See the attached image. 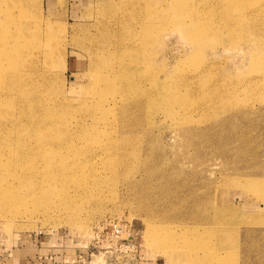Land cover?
Masks as SVG:
<instances>
[{"label": "rangeland", "instance_id": "374dc122", "mask_svg": "<svg viewBox=\"0 0 264 264\" xmlns=\"http://www.w3.org/2000/svg\"><path fill=\"white\" fill-rule=\"evenodd\" d=\"M29 1L33 15L52 20L49 31L57 37L58 54L53 79L70 99L59 103L58 109L71 118L101 115L93 103L81 102L87 93L104 92L106 81L84 87L96 81L95 52L94 45H80L97 32L101 10L126 8L130 24L143 16L149 37L145 48H140L146 50V58L140 50L135 72L139 86L131 92L137 102H127L131 107L124 116L125 131L115 132L120 120L112 116L114 133L104 134L110 136L108 144L118 140L117 146L93 159L90 153L66 158L86 165L85 172L93 168L98 173L99 203L93 201V190L87 189L82 196L91 201L77 216L74 212L32 219L0 216V245L18 234L35 232H45L49 238L52 233H68L87 244L100 219L119 216L140 248L167 263L264 264V25L254 32L250 24L255 19L245 21L247 25L237 20L258 0H240L251 2L246 10L230 0H201L192 12L207 17L211 13L216 22L205 21L200 28L189 25L193 36L190 30L175 27L165 0ZM15 9L13 0H0V31ZM63 27L67 40L60 32ZM71 38L76 41L71 43ZM90 70L94 73L89 80ZM141 80L148 87H142ZM157 226L165 235L176 232V247L148 241ZM95 259L98 264L114 262L108 256L102 263L97 254L89 264Z\"/></svg>", "mask_w": 264, "mask_h": 264}, {"label": "bare ground", "instance_id": "6f19581e", "mask_svg": "<svg viewBox=\"0 0 264 264\" xmlns=\"http://www.w3.org/2000/svg\"><path fill=\"white\" fill-rule=\"evenodd\" d=\"M119 1L124 3L127 0ZM169 1L171 4L165 0V5L167 10L171 11L169 13H173L171 15H174V25L181 32H188L189 25L193 26V23H196L198 28L206 22L214 24L215 18L211 13L207 17L199 15L200 11L195 14L192 12L194 9L198 10L201 0ZM230 1L243 10L248 9L247 5L251 3L246 5L240 0ZM30 2L13 0L17 9L10 12L0 31V216L8 219H32L40 216L47 218L55 212H74L77 216L85 209L83 205L86 206V202L91 201L82 196L87 189L93 190V201L97 203L100 179L95 169L92 168L90 173L85 172L83 169L86 165L69 162L66 158L70 155L86 156V153H90L93 159L106 149L117 146L118 140L113 138L108 144L106 138L110 136L104 137V134L112 136L114 133L110 124L112 116L120 120L118 126H115V132L119 134L125 131L124 116L131 107L127 102H135L131 92L139 86L135 72L140 66L139 53L143 50L140 48H145L149 37L144 32L147 26H144L145 22L142 23L143 16L131 22L132 24L128 23L126 8L122 7L119 11H113V8L101 10L102 13L96 21L97 32L90 34L86 42L80 44L83 47L86 43L94 45L95 52L92 69L95 71L96 81H88L84 87L88 89L91 84L96 86L102 79L106 81L104 92L95 90L94 93H87L81 98V102L93 103L99 108L101 115L92 113L80 118H71L58 109L59 103L69 102L67 100L70 99L55 86L53 79V66L58 54L57 37L49 31L52 20L33 15L29 11ZM252 18L255 21H250V29L252 27V31L256 32L264 25V0H258L250 12L237 16L238 22L242 21L243 25H247L245 21ZM258 19L263 23H259ZM192 31L193 29L188 32L191 36ZM60 32L64 40H67L66 29L63 27ZM74 41L76 40L71 38V43ZM142 53L145 57L146 50ZM93 73L91 70L88 73L89 80ZM145 78L152 82L148 77ZM144 81L141 80L140 84L146 88L148 83ZM100 93L104 96L98 97ZM57 156L60 157L59 160L53 161ZM161 229L157 226L151 234L147 229V234H150L148 241L155 246L172 244L170 246L176 247V244L173 245L176 232H170L169 236L163 234ZM94 263L98 264V259H95ZM198 264L216 262L199 260Z\"/></svg>", "mask_w": 264, "mask_h": 264}, {"label": "crops", "instance_id": "0c3cea01", "mask_svg": "<svg viewBox=\"0 0 264 264\" xmlns=\"http://www.w3.org/2000/svg\"><path fill=\"white\" fill-rule=\"evenodd\" d=\"M88 252L87 244L81 243L68 233L35 232L25 236L19 234L0 245V264H88L82 263L77 255ZM132 264H171L140 248Z\"/></svg>", "mask_w": 264, "mask_h": 264}, {"label": "built area", "instance_id": "2783aa9c", "mask_svg": "<svg viewBox=\"0 0 264 264\" xmlns=\"http://www.w3.org/2000/svg\"><path fill=\"white\" fill-rule=\"evenodd\" d=\"M88 252L78 254L82 263L90 262L92 255H99L102 263L106 257H113L110 264H132L140 250V243L133 237L129 227L119 216L100 219L94 227L87 243Z\"/></svg>", "mask_w": 264, "mask_h": 264}]
</instances>
